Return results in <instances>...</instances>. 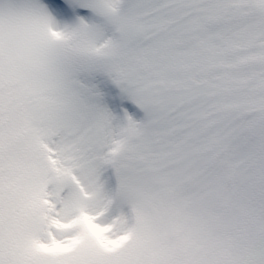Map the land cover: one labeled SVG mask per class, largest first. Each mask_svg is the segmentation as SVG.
Returning <instances> with one entry per match:
<instances>
[{"label":"snow or ice","instance_id":"6c2138e0","mask_svg":"<svg viewBox=\"0 0 264 264\" xmlns=\"http://www.w3.org/2000/svg\"><path fill=\"white\" fill-rule=\"evenodd\" d=\"M0 264H264V0H0Z\"/></svg>","mask_w":264,"mask_h":264}]
</instances>
